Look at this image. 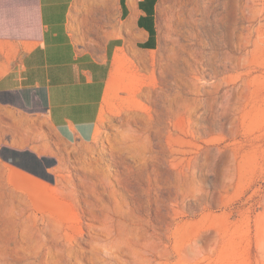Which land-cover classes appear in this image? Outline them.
<instances>
[{
  "label": "rangeland",
  "instance_id": "obj_1",
  "mask_svg": "<svg viewBox=\"0 0 264 264\" xmlns=\"http://www.w3.org/2000/svg\"><path fill=\"white\" fill-rule=\"evenodd\" d=\"M159 30L115 58L95 142L0 110L60 160L52 184L0 160L7 264H264V0H161ZM45 218L82 226L72 252Z\"/></svg>",
  "mask_w": 264,
  "mask_h": 264
},
{
  "label": "crops",
  "instance_id": "obj_2",
  "mask_svg": "<svg viewBox=\"0 0 264 264\" xmlns=\"http://www.w3.org/2000/svg\"><path fill=\"white\" fill-rule=\"evenodd\" d=\"M160 3L0 0V110L45 119L67 144L95 142L117 55L160 47ZM3 118L0 160L36 180H57L60 160L42 152L36 128Z\"/></svg>",
  "mask_w": 264,
  "mask_h": 264
},
{
  "label": "bare ground",
  "instance_id": "obj_3",
  "mask_svg": "<svg viewBox=\"0 0 264 264\" xmlns=\"http://www.w3.org/2000/svg\"><path fill=\"white\" fill-rule=\"evenodd\" d=\"M4 176V175H3ZM2 177V176H1ZM0 177V178H1ZM3 179V178H2ZM4 180H5V176H4ZM11 181V180H10ZM39 181V180H38ZM14 182V181H13ZM39 182H42V181H39ZM42 183H45V182H42ZM38 185H39V187H42V188H44L43 187V185L42 184H40V183H38ZM12 210H15V209H12ZM45 219H47V218H45ZM52 219V218H51ZM51 219H47L46 221H45V226H44V229H41L42 230V232L45 234V235H42V236H45L44 237V240H48V241H52V245H54V243H56V241L58 242V241H60L61 240V242H63V241H66V242H68L69 241V243L68 244H70V246H69V248H70V250H71V252H72V245L73 244H71V242L72 241H74L75 239H77V236L78 235H80V233L82 232V226H77V225H74L73 223H71L70 221H69V223L68 224H66V226H64L62 223L61 224H58L57 222H54L53 220H51ZM115 218L113 217V216H111V214H109L108 213V215L106 216V220H105V222H104V227H105V229H107V230H109V228H108V224L110 223V222H112L113 220H114ZM49 220V221H48ZM78 220L79 221H81L82 220V218H81V216L79 215V217H78ZM40 230V231H41ZM39 231V232H40ZM40 234V233H39ZM48 234V235H47ZM41 238V237H40ZM40 240V239H39ZM50 241V242H51ZM22 242V241H21ZM50 242H48V243H50ZM45 242H42V244H44ZM21 243L19 242V247L18 248H20L21 249V245H20ZM42 244H41V246H42ZM58 244H60V243H56V245H58ZM67 244V245H68ZM49 245H51V244H49ZM7 246V245H6ZM21 246V247H20ZM61 246V245H60ZM17 247V246H16ZM47 247H48V244H47ZM51 247V246H50ZM54 247V246H53ZM50 248H48V250H49ZM65 248H63L61 251L63 252V250H64ZM5 251V245H4V243H3V241L2 240H0V263L1 264H7V260H6V257H5V253L7 252H4ZM22 252V251H21ZM50 252H52V251H50ZM50 254H51V259H50V261L48 260V264H57V260H56V250H54V254L53 253H49V256H50ZM19 256L18 257H20V255L21 254H18ZM22 256V255H21ZM21 259V258H20Z\"/></svg>",
  "mask_w": 264,
  "mask_h": 264
}]
</instances>
